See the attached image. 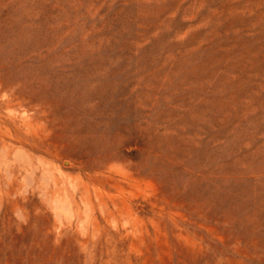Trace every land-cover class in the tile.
Returning a JSON list of instances; mask_svg holds the SVG:
<instances>
[{
  "label": "rangeland",
  "instance_id": "obj_1",
  "mask_svg": "<svg viewBox=\"0 0 264 264\" xmlns=\"http://www.w3.org/2000/svg\"><path fill=\"white\" fill-rule=\"evenodd\" d=\"M0 264H264V0H0Z\"/></svg>",
  "mask_w": 264,
  "mask_h": 264
}]
</instances>
